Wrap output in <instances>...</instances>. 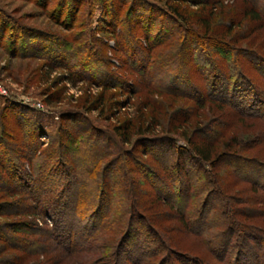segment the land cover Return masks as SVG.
Segmentation results:
<instances>
[{
  "label": "trees",
  "instance_id": "1",
  "mask_svg": "<svg viewBox=\"0 0 264 264\" xmlns=\"http://www.w3.org/2000/svg\"><path fill=\"white\" fill-rule=\"evenodd\" d=\"M217 1L198 0L202 9L192 13L165 0L140 3L141 13L133 17L138 25L133 30L126 26L117 45L122 51L123 41L130 45L131 33L140 32L145 60L128 59L125 80L109 77L101 89L149 91L139 117L113 127L109 135L81 115L66 116L42 149L46 130L40 115L16 112L13 105L3 108L0 185L5 177L9 185L0 190V264H33L51 249L74 264H264V128L259 127L264 126V94L241 70L252 66L253 82L264 89V58L251 47H236L250 38L240 36L242 27L247 32L264 22V0H243L238 22L214 24L223 0ZM92 2L113 18L112 25L125 8V0L117 6L106 0L61 1L56 10L63 4L71 7L67 31L85 25L82 8ZM154 28L156 37L151 36ZM10 32L31 43L26 50L50 46L49 54L59 57L57 66H68L65 50L83 57L76 66H88L91 56L99 66L105 64L103 56L86 48L81 33L58 38L17 26ZM110 33H116L114 27ZM209 34L212 58L203 55L202 42L207 44ZM232 38L235 43L226 44ZM230 51L236 52L239 67L228 57ZM171 60L176 65L169 71L170 85L164 86L166 77L160 75ZM228 64L229 83L221 73ZM199 65L209 71L203 73ZM117 80L121 89L114 85ZM197 80L200 87L194 85ZM181 91L192 97L194 108L166 112L168 103L186 100ZM228 91L230 99L224 96ZM43 103L51 106L60 99ZM104 109L101 98L95 110L103 114ZM12 118L20 137L6 129ZM246 120L257 124L252 133L244 131ZM143 158L153 163H143ZM130 174L139 181L133 184ZM48 207L53 223L40 228L35 219ZM180 235L194 238L202 252L171 251Z\"/></svg>",
  "mask_w": 264,
  "mask_h": 264
},
{
  "label": "rangeland",
  "instance_id": "2",
  "mask_svg": "<svg viewBox=\"0 0 264 264\" xmlns=\"http://www.w3.org/2000/svg\"><path fill=\"white\" fill-rule=\"evenodd\" d=\"M43 1L44 2H40L39 0H0V114L4 107L11 105H13L16 112L24 111L25 113H31L34 111L39 114L44 125V130H46L40 139L42 149L47 147L49 140L58 132L60 125H64L62 118L66 116L81 115L94 129L105 133V135H109L113 127L121 125L127 120L138 118L140 109L145 105L143 100L146 98L145 94L148 93V89H141L140 92L133 94L118 89H111L105 92L101 87L104 86L103 82L107 81L109 77H118V79L125 80L127 77L125 75L127 72L129 73L128 59L145 60V55L143 51H141L144 44L142 43L143 36L140 32L131 33L129 39V41L131 40L130 45H128V40L123 41L125 47H123L122 51L120 49L121 47L117 45L118 43L121 44L120 40L122 41L126 36L124 30L126 26L133 30L136 25H138L134 23L133 17L136 15L135 13L141 11V6L139 5L143 0H125V8L122 10V16L117 18L118 23L113 24L114 26L111 23L113 18L102 12L98 2L85 4L81 12L85 25L77 24L76 29L68 31L67 28L69 23H66V18L71 11L70 5L63 4L56 10L57 6L60 5L58 3L65 0ZM106 1L117 6L124 0ZM165 1L171 5L175 3L181 4V11L187 9L185 11L188 13L198 12L202 9L198 4V0ZM205 2L206 4H214L218 1L205 0ZM242 2L243 0H223L221 9L218 8L216 12L217 17L214 24L220 22L226 23L227 21L238 22V14ZM46 5H49L50 8H47ZM130 10L132 12H130V16H127ZM153 16L157 19V14H153ZM5 25L9 26L6 27ZM16 26L26 31H37L58 38H62V36L68 35V33L72 36H77L81 33L84 36L82 39L83 42H87L86 48H93L99 55L103 56V62H105V64L102 63L99 66L93 61V57L91 56L89 60H87L90 62L88 66H76V63L83 57L79 53L65 50L67 56L65 61L68 66L66 68L57 66L55 63L59 60V57L56 56L55 58L49 54L50 50L48 49L51 48L50 46L37 44L33 46V48L26 50V48L31 46V43L23 40L17 36L16 33L13 38L10 30L14 29ZM111 26L114 27L116 31L115 34L110 33L112 30ZM147 28L146 26V29ZM197 29L199 30L200 28ZM244 29L245 27L241 28L243 33L240 36L247 37L250 35V38L240 42L238 46H235L241 48L244 46L251 47L254 50H258L261 55L263 54L262 56L264 58V22L247 32H245ZM156 30V28L153 29L151 33L152 37H156ZM121 33L123 34L121 35ZM198 33L199 35L201 33V36L204 34L202 30H199ZM31 37L32 39L35 38L34 35L29 36L30 39ZM207 37H209L207 44H203L202 42L203 48H205L203 55L207 54L206 57L212 58L214 54L209 51V46L211 47V42L214 41L213 34H209ZM12 39L14 41H12ZM234 41V38H232L231 41L230 39L226 40V44L235 43ZM11 43H13V45H11ZM21 45L25 50L21 49ZM39 46L42 48L37 50ZM168 51L170 52V50ZM118 52H122L124 56H118L116 54ZM228 57L231 59L232 57L235 58L237 64L234 63V66H240L236 52L230 51ZM187 63L186 65H191L192 62L189 61ZM174 65H176V61L171 60L167 67L168 70H163L160 75V79L166 77V80L163 81L164 86L170 85L171 78L169 71L173 70L172 68ZM227 66L228 69L226 66H222L221 73L223 74L224 81H227V73H229V68L232 65L228 64ZM199 67H201L203 73L209 71V68H203L202 65H199ZM241 67L242 74L247 76V80H249L259 92L264 94V89L260 87L259 82H253V77H257L250 71L253 67L250 65H242ZM248 72L251 74L248 75ZM130 77L133 80H138L136 74H131ZM227 83L229 82L227 81ZM114 85H118L121 89V81L117 80ZM194 85L198 87L201 86L199 80H197ZM108 87L110 86L108 85ZM200 90L204 92V89L200 88ZM181 92L182 96L186 97V100L178 101L175 106L168 103L166 112L174 113L176 110L194 108V102L190 101L192 97L184 91ZM224 96L230 99L229 91ZM101 98L105 101L103 114L95 110L98 107V100ZM159 98L169 102V98L166 96H161ZM58 99H60V103L51 106H45L43 103L45 100L56 101ZM113 103L117 104V106L113 107ZM84 107L91 108L94 111L86 113L84 110H81V108L83 109ZM238 108L244 110L243 107ZM232 115L234 116V114ZM12 121L13 118L9 121L11 122V126L6 125V129L8 131H13V136L20 137L21 132L20 130L16 131L15 128H18V126L14 125V123L12 124ZM245 122L244 125L247 126V128L244 131L252 133L256 129L257 124L255 125L249 120ZM252 125H254V128H251ZM259 127L264 128L262 125ZM15 152L17 158H22L17 153V150H15ZM62 158L66 159L67 156L62 154ZM142 161L143 163H153L150 158H143ZM128 168L131 169L130 166ZM134 174H130L133 184L139 181ZM3 180L4 184L0 185V190L4 189L6 185H9V180L6 177L3 178ZM51 218L53 217L48 207L45 209L44 215H41L40 218L35 220L40 228L44 227V225L51 228L53 223ZM175 247L176 248H173L174 250L171 251H175L178 254H183V251H193L195 253H198V251H200V253L202 252L196 240L188 235L178 236L177 239H175ZM179 247L183 251L179 250ZM47 263L74 264L70 259L64 260L56 249H51L46 255L36 257L33 264Z\"/></svg>",
  "mask_w": 264,
  "mask_h": 264
},
{
  "label": "built area",
  "instance_id": "3",
  "mask_svg": "<svg viewBox=\"0 0 264 264\" xmlns=\"http://www.w3.org/2000/svg\"><path fill=\"white\" fill-rule=\"evenodd\" d=\"M0 92H1V89H0Z\"/></svg>",
  "mask_w": 264,
  "mask_h": 264
}]
</instances>
